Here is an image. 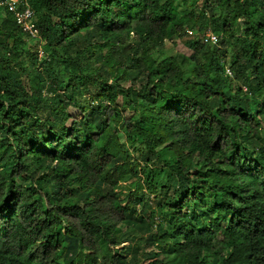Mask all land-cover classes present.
Listing matches in <instances>:
<instances>
[{
	"label": "trees",
	"instance_id": "16d2710c",
	"mask_svg": "<svg viewBox=\"0 0 264 264\" xmlns=\"http://www.w3.org/2000/svg\"><path fill=\"white\" fill-rule=\"evenodd\" d=\"M27 2L42 44L0 9V264H264V0Z\"/></svg>",
	"mask_w": 264,
	"mask_h": 264
},
{
	"label": "built area",
	"instance_id": "2783aa9c",
	"mask_svg": "<svg viewBox=\"0 0 264 264\" xmlns=\"http://www.w3.org/2000/svg\"><path fill=\"white\" fill-rule=\"evenodd\" d=\"M0 9L12 13L19 29L30 39H35L38 43H43L40 37L39 28L35 23V16L32 8L27 0H0ZM189 35H194L193 30H188ZM202 37L205 41L216 45L219 41V36L211 28H206ZM40 44V45H41ZM38 56L43 57L44 52L41 46H38ZM228 78L233 77V71L226 65L224 70Z\"/></svg>",
	"mask_w": 264,
	"mask_h": 264
},
{
	"label": "rangeland",
	"instance_id": "374dc122",
	"mask_svg": "<svg viewBox=\"0 0 264 264\" xmlns=\"http://www.w3.org/2000/svg\"><path fill=\"white\" fill-rule=\"evenodd\" d=\"M189 37H192V35L189 36ZM189 37H184L182 39L175 38V39H173L171 41H167L165 43V45L160 48V52L161 53H165V54H168L170 52H174V53L179 54L180 58L184 59L185 58L184 53L185 54L191 53V50H189L185 46V43H184L187 39H189ZM23 39H24V41L26 43V46H28V47L35 46L33 41H31L29 39H26V38H23ZM202 39L204 40L203 37H202ZM188 57H189V55H186V58H188ZM125 115L127 117H129L130 113L128 111H126ZM120 138H121V141H124V135L123 134L120 135ZM143 150H144V148H143L142 144H137L134 149H131V151H132V153H133V155H134V157L136 159L140 158V155L143 152ZM117 191L121 192L120 199H123L126 196V194L128 193V190H127V187H126L125 183H122L120 185V187L117 189ZM63 226H65V225H63ZM127 244H128V241L123 243V244H121L118 247H121V246L127 245Z\"/></svg>",
	"mask_w": 264,
	"mask_h": 264
}]
</instances>
